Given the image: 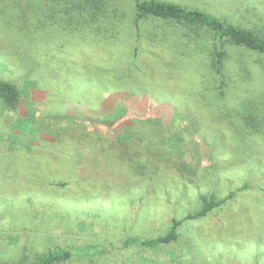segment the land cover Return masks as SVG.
Wrapping results in <instances>:
<instances>
[{
    "label": "rangeland",
    "instance_id": "1",
    "mask_svg": "<svg viewBox=\"0 0 264 264\" xmlns=\"http://www.w3.org/2000/svg\"><path fill=\"white\" fill-rule=\"evenodd\" d=\"M82 1L0 0V81L21 98L17 110L0 99V264H34L51 251L70 253L58 264H264V141L256 159H235L239 138L219 115L263 89L264 56L232 46L252 75L216 99L201 44L140 37L137 0H107L122 23L117 37H98L67 13ZM165 1L264 23V0ZM182 128L198 139L188 167L161 139ZM235 191L187 219L205 197ZM176 219L175 240L147 243Z\"/></svg>",
    "mask_w": 264,
    "mask_h": 264
},
{
    "label": "trees",
    "instance_id": "2",
    "mask_svg": "<svg viewBox=\"0 0 264 264\" xmlns=\"http://www.w3.org/2000/svg\"><path fill=\"white\" fill-rule=\"evenodd\" d=\"M107 4V0L74 2L67 13L74 17L73 21L89 28L98 37H117L116 30L120 29L122 19L119 15L111 17ZM135 11L134 25L140 31V37L145 36L151 42L165 45L175 43L178 47L184 48H191L195 44L202 45L201 48L204 49L208 58L206 60L208 71L216 79L214 86L220 95H215L216 99L224 98L231 89L244 88L242 84L244 78L239 79V74L245 76V79L252 75L251 65L244 57L241 60L233 61L235 55L231 53L232 46L243 47L264 56V23L252 26L236 24L227 19L212 16L205 11L190 9L165 0H137ZM74 12L78 14L75 15ZM172 37L175 38L171 39ZM219 39L222 40V43L218 42ZM259 67H261L263 89L259 92L251 90L243 92L238 107L224 105L222 108L224 110H220L219 113L229 128L233 130L231 137L239 138L237 141L238 150L234 153L235 159L239 157L241 159H256L253 152L259 145L257 138L264 141V61L260 63ZM0 99L3 100L7 108L17 110L21 103L19 88L12 82L0 81ZM175 114L176 119L181 117L184 120L183 115ZM197 125L200 128L199 121H197ZM184 129L182 128V131L174 129L171 134L164 135L161 139L164 141L166 149L172 151L179 157V161H183L182 164L188 167L197 159L198 139L192 130L183 131ZM152 143L145 148L151 151ZM239 152L241 153L237 155ZM187 159H189L188 162ZM132 167L139 171L144 168V164L132 160ZM248 186L246 183L238 191L248 189ZM238 191L222 198L215 195L209 198L205 197L203 207L194 213H189L187 219L201 218L210 214L237 196ZM181 224L182 220H174L171 230L166 235L159 236L154 241L147 243H167L175 240ZM69 258L70 253L67 251H51L40 256L34 264H58Z\"/></svg>",
    "mask_w": 264,
    "mask_h": 264
}]
</instances>
